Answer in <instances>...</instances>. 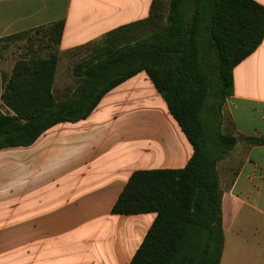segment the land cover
Here are the masks:
<instances>
[{
    "label": "crops",
    "instance_id": "obj_1",
    "mask_svg": "<svg viewBox=\"0 0 264 264\" xmlns=\"http://www.w3.org/2000/svg\"><path fill=\"white\" fill-rule=\"evenodd\" d=\"M152 1L0 0V112L13 114L1 95L16 61L53 52L54 102L74 100L80 81L73 69L100 51L92 44L147 19ZM58 21L54 47L44 33ZM25 32L12 47L7 38ZM232 78L225 111L236 145L219 173L223 235L239 220L264 219V144L246 140H264V38ZM192 154L144 71L109 90L85 119L57 123L29 146L1 149L0 264H129L156 215H113V205L134 172L181 170ZM251 241L264 264V230Z\"/></svg>",
    "mask_w": 264,
    "mask_h": 264
},
{
    "label": "trees",
    "instance_id": "obj_2",
    "mask_svg": "<svg viewBox=\"0 0 264 264\" xmlns=\"http://www.w3.org/2000/svg\"><path fill=\"white\" fill-rule=\"evenodd\" d=\"M186 2L168 0L160 26L155 15L157 0H153L147 19L103 37L100 51L73 69L80 81L74 100L54 102L56 52L16 61L1 95V102L13 114L0 112V150L29 146L57 123L85 119L109 90L141 71L147 74L193 154L181 170L134 172L113 205V215H156L129 264H220L224 247L216 163L209 161L201 138L199 116L210 85L200 66L199 37L207 32L216 52L214 92L223 102L232 93L234 67L264 38V7L255 0H190L187 15ZM151 22L158 26L154 32L142 38L123 35L118 40L124 31ZM62 30L63 21L46 29L49 44L57 47ZM112 37L117 40L111 42ZM246 140L264 144V140ZM218 141L226 152L236 145V136L218 135Z\"/></svg>",
    "mask_w": 264,
    "mask_h": 264
},
{
    "label": "rangeland",
    "instance_id": "obj_3",
    "mask_svg": "<svg viewBox=\"0 0 264 264\" xmlns=\"http://www.w3.org/2000/svg\"><path fill=\"white\" fill-rule=\"evenodd\" d=\"M189 2L190 0H187L186 4L184 5V9L185 11H187V15H189L190 12V10L188 11L190 7ZM167 3L168 0H157L155 15L158 17V24L160 22V26L164 24ZM155 24V22H151L147 23L146 25L138 26L133 30H126L118 37V40L123 35H126V37L128 38L130 36L133 38H142L143 36L156 30L155 28H157L158 26H156L157 24ZM23 38L24 37H18L10 40V42L12 43V47H20L19 41ZM32 38L34 41L35 37L33 35ZM110 39L111 42H114L117 40V37H112ZM27 42V45H29L31 39L28 38ZM38 42L36 43V45H41L45 43V39L42 38ZM24 45H26V43ZM97 45L102 46L105 45V43L100 40L97 43L92 44L93 47ZM15 53H17V51H15ZM153 55V59L159 60V57H157L158 55ZM199 57L201 60L200 66L201 68H203L206 79L209 81L210 85L208 93L203 99V104L199 116L202 126V146L203 151H205V154L207 155L209 161H215L219 178V173H223L225 169L223 161H225V159L230 155L235 146L230 150H225L226 152H223L224 148L218 141V135H234V133L225 111V105L228 98H226L222 102L214 92V85L217 83V55L214 48H212V46H210L209 44V36L207 32H203L199 37ZM36 58L43 57H40L38 55L36 56ZM240 221L241 220L237 221L233 231H230L229 233L226 232L224 235L225 242L220 259V264H261L259 260L260 256L262 255L260 251L261 249H259L260 247H258L253 241L250 242V239L255 240L261 233H263L264 219L253 217L246 221V223L245 221H242L240 223ZM253 228H255L258 232L257 235H253Z\"/></svg>",
    "mask_w": 264,
    "mask_h": 264
}]
</instances>
